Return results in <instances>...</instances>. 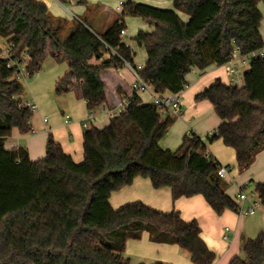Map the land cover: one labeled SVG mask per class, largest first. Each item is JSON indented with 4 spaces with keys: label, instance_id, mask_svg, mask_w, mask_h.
Returning a JSON list of instances; mask_svg holds the SVG:
<instances>
[{
    "label": "trees",
    "instance_id": "1",
    "mask_svg": "<svg viewBox=\"0 0 264 264\" xmlns=\"http://www.w3.org/2000/svg\"><path fill=\"white\" fill-rule=\"evenodd\" d=\"M260 3L264 0H173L172 8H162L130 0L103 33L75 21L62 40L65 20L53 21L42 0H0V38L30 77L40 71L48 46L63 51L69 71L57 91L75 77L92 112L107 103L100 72L125 62L135 68L134 51L122 34L126 16L152 27L134 37L147 53L145 65L137 69L140 77L159 94L180 93L193 69L225 65L236 49L243 55L264 49ZM1 52L0 45V264H134L124 255L127 241L144 232L154 242L179 245L195 264L214 263L216 255L202 239L197 220L140 201L117 209L110 203L113 192L143 177L155 189L171 188L174 200L202 195L218 214L236 210L237 199L218 175L221 164L194 131L176 150L163 149L159 141L176 117L134 93L108 125L85 129L81 162L52 135L46 156L32 161L25 147L5 145L14 128L31 130L33 111L22 99L24 83L14 78ZM105 55L100 64L90 61ZM195 98L209 100L221 120L208 143L222 139L235 150L238 169H248L264 149V56L251 59L242 86L217 78ZM254 192L264 206V182L254 183ZM243 251L245 258L235 257L230 264H264V232L245 240Z\"/></svg>",
    "mask_w": 264,
    "mask_h": 264
},
{
    "label": "crops",
    "instance_id": "2",
    "mask_svg": "<svg viewBox=\"0 0 264 264\" xmlns=\"http://www.w3.org/2000/svg\"><path fill=\"white\" fill-rule=\"evenodd\" d=\"M48 6L52 20L63 19L65 23L59 31L63 40L72 31L75 21L87 24L95 33H103L122 14L116 10L121 3L130 0H42ZM148 2L157 7H173V0H132ZM261 10V9H260ZM187 21L188 16L180 13ZM263 15V14H262ZM127 24L124 41L134 51V66L142 68L147 60L144 47L139 46L134 37L139 30H152L142 18L126 16ZM261 33L264 32L261 23ZM55 53H57L55 55ZM101 60L91 59L92 63L100 64ZM48 62L46 68L44 63ZM69 71V59L63 51L48 46L40 71L27 81L28 94L24 102H34L37 109L33 111L30 119L31 130L21 133L14 128L12 134L6 139L8 149L25 147L32 161L40 160L46 156V144L49 135H52L61 144L64 151L71 155L74 161L83 160V134L84 124L103 128L108 125L111 117L119 114L124 108V100L135 92L132 84L135 80L132 68L124 64L122 68H109L100 72V77L106 84L105 93L107 103L90 112L86 101L80 94L78 81L71 77L57 91V85ZM106 76L112 80L110 87ZM228 82L226 66L210 65L204 70L193 69L187 76V85L183 90V116L175 118L166 135L159 141L163 149L176 150L182 144L186 133L194 131L206 144L208 152L221 165L229 168V176L224 179L228 184L235 182L237 190L234 198L250 185L242 184L240 170L236 163V152L232 147L226 146L222 139L208 143V136L218 127L220 118L209 100H196L195 96L212 85L215 79ZM143 103L153 101L152 94L146 91L136 92ZM92 114V118L89 116ZM69 116V122L66 117ZM244 181L254 185L264 182V149L258 153L252 165L245 170ZM254 191V188H253ZM233 197V195H232ZM143 202L144 204L162 212L178 210L181 217L186 220H197L201 228V237L210 250L216 255L213 264H230L235 257H240L243 244L249 238H255L264 232V207L254 215L242 216L236 210L225 209L218 214L202 195L180 197L173 199L169 187L155 189L150 179L137 177L131 185L112 193L111 205L117 209L126 202ZM229 238L225 239L224 236ZM124 255L134 263L153 264H195L190 254L176 244L157 243L144 232L139 239L127 241ZM240 255V256H239Z\"/></svg>",
    "mask_w": 264,
    "mask_h": 264
},
{
    "label": "built area",
    "instance_id": "3",
    "mask_svg": "<svg viewBox=\"0 0 264 264\" xmlns=\"http://www.w3.org/2000/svg\"><path fill=\"white\" fill-rule=\"evenodd\" d=\"M124 5L121 2L117 7L116 10L121 11L122 6ZM122 34H125V30L122 31ZM115 54V52L113 51ZM264 56V49L262 51L253 52L247 55H243L240 53L238 49L235 50L233 56L230 60L225 64L226 66V73L228 76L229 84H234L238 86L243 85V74L246 68L249 66L250 61L255 56ZM1 57L7 60V66L14 69V78L16 80L22 81L26 80L28 76V72L25 68V64L23 62L14 60L10 56V50L8 48L2 49ZM128 66L132 68L134 73L135 80L132 84L133 91L140 92L146 91L152 94L153 103L159 106L163 111L166 113L180 118L183 116V109H182V102H183V95L182 92L180 93H165L159 94L154 90L150 82L145 81L137 72L138 68H134L130 63L125 62ZM132 96V95H131ZM126 98L124 100L125 106L130 102V98ZM25 104L32 110L35 111L37 109V105L34 102H25ZM123 111V110H122ZM121 111V112H122ZM92 114L89 118H92ZM69 116L66 117V122H69ZM85 128H88V124H84ZM229 168L227 166L221 165L218 169V175L225 179L229 176ZM237 203L238 207L236 211L242 216H250L254 215L259 212L264 206L262 205L258 195L253 191L250 194L241 191L237 196ZM225 239H228L229 236L225 235Z\"/></svg>",
    "mask_w": 264,
    "mask_h": 264
},
{
    "label": "rangeland",
    "instance_id": "4",
    "mask_svg": "<svg viewBox=\"0 0 264 264\" xmlns=\"http://www.w3.org/2000/svg\"><path fill=\"white\" fill-rule=\"evenodd\" d=\"M143 3H147V4H150V3H148V2H143ZM163 8V7H162ZM165 8V7H164ZM167 8V7H166ZM260 9H261V12H262V14H263V19H262V28H263V32H264V5L262 4V3H260ZM0 45H1V47H2V49H5L6 48V43H5V41L3 40V39H1L0 38ZM47 65H48V62L46 63V60H45V63H44V67L43 68H46L47 67ZM38 73V72H37ZM37 73H35L32 77H34ZM32 77H30L29 75L27 76V79L26 80H22V82L24 83V85H26V83H27V81L28 80H30V78H32ZM106 79L108 80V83H109V85H110V87L112 86V80H111V78L109 77V76H106ZM27 94H28V88L25 86V90H24V93H23V99H26V96H27ZM245 174V170L244 171H240V179H236V181L238 182V181H240L242 184H247L248 183V185H250V187H247V188H245L247 191H248V193L250 194L251 192H253V188H254V185L252 184V183H250L249 182V180L248 181H244V178H243V175ZM225 190L227 191V193L229 194V195H233V198L235 197V194L234 193H236V190H237V185H236V183L235 182H232V183H230V184H228L227 182H225ZM127 203H131L130 201L129 202H126V204ZM123 205H125V204H123ZM240 256V255H239ZM245 253L243 252L242 254H241V258H245Z\"/></svg>",
    "mask_w": 264,
    "mask_h": 264
}]
</instances>
